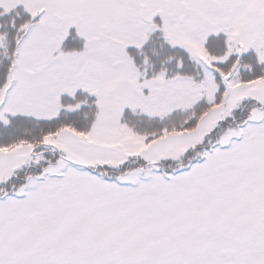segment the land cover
<instances>
[{
  "label": "snow or ice",
  "instance_id": "snow-or-ice-1",
  "mask_svg": "<svg viewBox=\"0 0 264 264\" xmlns=\"http://www.w3.org/2000/svg\"><path fill=\"white\" fill-rule=\"evenodd\" d=\"M0 264H264V0H0Z\"/></svg>",
  "mask_w": 264,
  "mask_h": 264
}]
</instances>
